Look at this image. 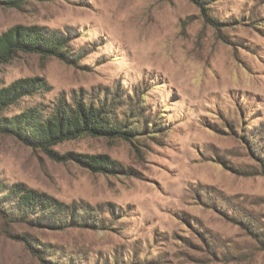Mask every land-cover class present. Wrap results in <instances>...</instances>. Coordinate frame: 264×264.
Listing matches in <instances>:
<instances>
[{"label": "rangeland", "instance_id": "rangeland-1", "mask_svg": "<svg viewBox=\"0 0 264 264\" xmlns=\"http://www.w3.org/2000/svg\"><path fill=\"white\" fill-rule=\"evenodd\" d=\"M25 0L0 3V33L44 26L70 33L75 62L19 52L1 85L46 86L4 116L58 98L107 103L138 127L128 140L84 135L50 147L103 154L94 172L0 132V209L8 187L79 208L92 226L10 222L0 264H264V0ZM77 100V99H76ZM142 129V130H141ZM4 202V203H3ZM87 223V221H86ZM39 245V246H40Z\"/></svg>", "mask_w": 264, "mask_h": 264}, {"label": "trees", "instance_id": "trees-1", "mask_svg": "<svg viewBox=\"0 0 264 264\" xmlns=\"http://www.w3.org/2000/svg\"><path fill=\"white\" fill-rule=\"evenodd\" d=\"M192 1L200 4L203 10L209 8L205 7L209 0ZM0 3L8 7H20L25 0H0ZM70 35L68 32L64 34L59 30L37 25H16L0 33V73L2 66L11 62L19 52H34L75 62L81 52L75 54L71 52L72 47L68 43ZM45 86L46 83L38 77H22L6 85H1L0 79V132L14 135L33 148H41L55 159L67 160L71 157L94 172L119 170L117 164L103 154L69 152L59 155L50 149L60 142L84 135L128 140L139 130L135 125L130 126L131 121L116 117L110 106L102 100L94 106L93 103H85L80 98H73L74 103L70 104L58 98L52 106L39 103L25 107L19 113H13L8 117L2 114L10 107L18 105L21 98L35 94ZM2 199L4 202L14 201L8 208L0 209L7 235L22 240L28 250L36 256H42L45 251L42 246L36 240L10 233L8 230L10 222H25L32 226L56 229L93 224L92 220L88 223L87 217L82 216L77 211L79 208L74 205H66L23 183L10 185Z\"/></svg>", "mask_w": 264, "mask_h": 264}]
</instances>
